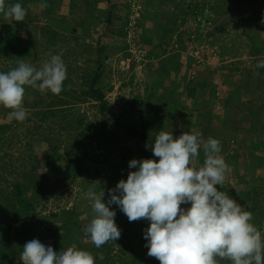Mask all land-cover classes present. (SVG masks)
<instances>
[{"label":"rangeland","instance_id":"374dc122","mask_svg":"<svg viewBox=\"0 0 264 264\" xmlns=\"http://www.w3.org/2000/svg\"><path fill=\"white\" fill-rule=\"evenodd\" d=\"M41 1L29 4L25 21L5 19L23 39L28 54L19 61L0 55V70L16 68L21 62L39 70L62 53L67 78L58 98L71 107L66 110L68 119L92 122L105 144L94 142L85 151L78 150L79 166L69 174L63 170L73 163L63 159V151L54 153L51 143L33 135L35 125L47 133L49 122L58 121L57 117L37 120L54 94L45 96L38 107L23 104L27 111L23 122L9 116L11 109L0 106V124L10 125L0 133V220L3 191H9L13 181H27L24 174L36 171L33 163L39 161L38 171L46 173V179L36 181L25 194L37 217H44L37 223L38 234L50 222L59 225L69 217L86 226L93 217L91 202L85 198L92 183L97 194L104 191L107 201L109 190L136 170L128 165L132 159L141 160L138 146L124 133L125 126H136L151 133V145L160 131L174 137L198 132L202 142L219 140L220 155L229 167L217 188L253 214L250 222L264 238V72L257 67L264 61V0H53L50 11L44 3L48 0ZM48 28L60 34L53 35ZM100 63L99 85L111 119L103 118L95 101L75 99ZM24 96L33 94L25 90ZM56 129L63 137L71 131ZM116 129L119 134L112 140ZM151 157L159 159L153 152ZM205 158L201 146L194 165L203 166ZM110 208L121 230L110 253L96 248L76 227L57 243L51 237L39 241L56 252L80 247L100 263L101 255L112 257L113 264H133L131 256L139 255L138 264H160L147 255L144 232L150 222H129L117 205ZM217 262L232 264L228 259L217 258Z\"/></svg>","mask_w":264,"mask_h":264},{"label":"clouds","instance_id":"9594fccd","mask_svg":"<svg viewBox=\"0 0 264 264\" xmlns=\"http://www.w3.org/2000/svg\"><path fill=\"white\" fill-rule=\"evenodd\" d=\"M0 13L17 22L26 17L20 3L6 5L5 0H0ZM257 67H264V61ZM66 78L62 53L53 55L39 70L21 62L10 71L0 72V106L11 109L9 116L23 122L27 116L23 107L25 86L59 95ZM200 137L198 132L174 137L160 131L151 145L158 161L130 160L129 168L136 170L109 190L107 201L104 191L97 194L92 183L85 198L91 202L93 217L84 232L96 248L121 236L116 212L110 208L115 204L129 222H150L144 232L147 255L160 264H218L217 258L232 264H264V238L250 222L253 214L217 188L223 185L229 167L220 155V141L209 138L202 142ZM201 146L206 158L203 166L197 167L194 161ZM187 204L190 207H181ZM22 248V264H95L91 252L74 246L56 252L32 239Z\"/></svg>","mask_w":264,"mask_h":264},{"label":"trees","instance_id":"16d2710c","mask_svg":"<svg viewBox=\"0 0 264 264\" xmlns=\"http://www.w3.org/2000/svg\"><path fill=\"white\" fill-rule=\"evenodd\" d=\"M52 1L53 0H48L44 2L48 6V11H50ZM34 2L42 1L5 0L6 5L20 3L26 9L25 20L29 17L28 14H30L31 12L29 4H34ZM8 19H10L11 22H17L12 18ZM47 31L53 33V35L56 36L60 34H56V31L54 32V30H51L49 28L47 29ZM22 40L23 39L18 36L17 32L12 26V23H7L5 21L4 14L0 13V55L18 61L25 59L28 53L24 51L25 48L23 47V44L25 43ZM21 42L23 44H21ZM21 52L22 56L20 55ZM12 69H14V67L6 66L5 69L0 70V72H7ZM261 69V72H264V67H262ZM102 73L103 68L100 63L94 69L92 75L89 76L87 82L88 86L85 89H82L80 91L79 97L76 96L75 99L78 98L79 100L83 98H89L95 101L103 118L111 119L109 115V105L105 98V92L99 85ZM25 90L30 94L32 93L33 96H24L23 104L28 105L32 108L40 106L42 104L43 98H45V96L50 93V91L41 92L37 88H33L31 86H28V89ZM64 92L67 91L65 90ZM54 96L55 98H53L52 101L48 102L47 109L39 111V118L37 120L45 122L49 117H53V119L57 117L58 121H53L52 123L49 122L48 125L50 131H48L47 133L43 131L41 132V128L35 125V131L33 135H36L37 139L43 142H47L48 144L51 143L52 145L50 144V146L52 150H54V153L57 149L62 150L64 155L63 159H66L67 161L73 163V165L69 167L70 169L67 168L63 171L68 172L69 174H74L76 171L72 173V169L75 166H79V154L77 151H85L86 147L94 142H97L100 145L104 138L102 135L96 133V126L92 122L85 120V118L75 117L72 119H68V116L70 114L67 113L66 110L71 107L69 105L66 106L67 101L64 98H58V95ZM61 120H63L64 123H59V121ZM113 120L114 124L116 123L115 125H118L117 123H119V120L117 118H113ZM56 126H58L59 129L69 127L71 131L65 137H63L61 132L57 131ZM8 128H10V125L0 124V133H5ZM124 133L128 141H134L137 144V153L141 160L152 158L151 144L149 141L151 133L146 129V127L138 128L136 126H125ZM118 134V129L113 130L111 139L114 140L115 136ZM102 144H105V142H103ZM146 144H148L149 147L146 148ZM52 156L53 154H50L48 155V157H46V162H48L49 164L51 162ZM39 164V161L33 163V168L36 171H31L30 173L24 174V177L25 179H27V181H13L11 182V189L6 192L3 191L1 200H3L5 204L1 207L2 219L0 220V234H2V238L0 239V264H22V261L20 259L21 252L23 251L22 247L26 242L32 239L40 240L44 237H51L54 242L57 243L58 239L62 236H68L70 228L76 227L77 229H82V232H84V229L86 227L85 225H82L80 222L76 221V219H71L72 217H69L67 220L60 221L59 225H56L54 222H50V224L45 229H42L44 232L38 234L39 232L37 231V223L41 220H44V217H37L33 202L30 198L28 199L25 194L30 190V188L36 181H43L46 179V173L38 171ZM4 166H6V163ZM50 166L54 167L52 165ZM66 212L68 213V211ZM27 216H30L31 220H27ZM35 218L36 220H34ZM115 222L117 224L116 218ZM13 223L14 225H12ZM62 228H64L66 231L64 230V232H59V230ZM63 240L64 241L62 242L64 243L65 239ZM117 243L118 242L116 241H110L102 247L105 248L108 253H110L112 248H114V246H116L115 244ZM77 249L82 250V248L80 247H77ZM131 258V263L138 264L139 255L131 256ZM111 260L112 257L107 258L105 256L102 259V263L95 261V264H113Z\"/></svg>","mask_w":264,"mask_h":264}]
</instances>
